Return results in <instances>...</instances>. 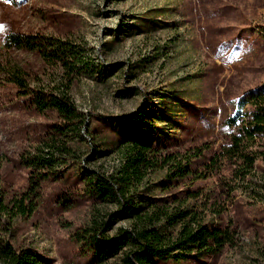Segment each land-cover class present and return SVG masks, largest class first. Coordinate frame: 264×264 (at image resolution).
<instances>
[{
  "label": "rangeland",
  "instance_id": "rangeland-1",
  "mask_svg": "<svg viewBox=\"0 0 264 264\" xmlns=\"http://www.w3.org/2000/svg\"><path fill=\"white\" fill-rule=\"evenodd\" d=\"M3 67L27 88L0 71V264L7 246L39 264H126L134 244L121 237L170 239L186 221L229 238L157 264H264V139L249 169L244 138L229 171L164 181L176 155L208 147L190 160L203 171L198 163L247 125L229 121L249 113L246 96L264 87V0H0ZM133 141L168 159L143 179L167 190L124 214L90 180L114 179L129 146L137 156ZM239 168L245 178L234 177ZM161 169L159 185L152 175ZM133 178L125 191L138 209L147 194L134 193L143 185ZM190 191L186 205L174 202ZM164 208L183 210L181 220L167 221Z\"/></svg>",
  "mask_w": 264,
  "mask_h": 264
},
{
  "label": "trees",
  "instance_id": "trees-1",
  "mask_svg": "<svg viewBox=\"0 0 264 264\" xmlns=\"http://www.w3.org/2000/svg\"><path fill=\"white\" fill-rule=\"evenodd\" d=\"M0 71L2 72V76H4L7 80L15 84L20 89L25 90L27 88V85L22 81L21 75L17 71H14L8 67H3L2 69H0ZM249 102L252 106V109L249 113H239L234 119H231L229 121L230 124H233L234 122H238V116H244L248 121L247 125L238 126L236 124L235 127L238 130V134H231V136L229 137V144H222L223 149L218 152L212 153V155H209L208 157L206 156L200 163H198V165H203V168L205 170L201 171L199 167L196 169H192V167H190V160L193 157H199L200 154L204 155V150H207L208 147L202 146L199 147V152H195L192 155H188V153L183 154L182 158L185 159L182 161H179L180 155L178 157L176 155L174 160L175 162L169 163L170 166L167 167L171 171H173L172 175L167 174L168 176L166 178H164V176L162 177V175L165 174V171L162 170V168L160 172L153 173V179L154 176H156V181H159V185L160 180H162L163 178L164 181L167 182L168 180L176 179L177 182L180 181L179 185L185 186V182H188V184L191 185L194 183V180L196 181L199 178H204L205 175L207 176V174H212L213 172H222L223 170L229 171V168L236 163L235 158L237 145L240 144L244 138H246L247 140L250 139L249 144L253 148L249 157H247V162H244L243 165V167H245L244 170L249 169L250 164H252L256 157H258L260 154V144L257 139H264V87L258 88L254 92H250V94L246 96L244 103ZM240 133L243 137L240 135ZM132 143L134 145H138V149L135 146V148L137 149V156L131 158L128 150L130 149L129 146V148H127L128 155H125V157L122 159V162L120 163L121 172H119L117 176L112 177L114 179L105 177L103 175L94 174L95 177H92V180H90L94 187V190H97V193L95 195H100L102 197H111L118 200L119 203L124 204V214L135 213L140 210L141 207H149V202L150 200H152V196H154L153 192H156L158 190H167L165 188H160L161 186L154 188L155 186L149 185L150 183L147 185L150 187H147L146 182L143 179L148 172L157 171L158 168L156 169V167L162 166V163L163 166H165L168 159L166 157L155 156L156 153L161 152L158 148H152L150 146H147L146 143H139L138 141H133ZM106 145L111 146L110 143H107ZM229 145L231 146L230 150L227 149ZM42 161L47 160L42 159ZM184 163L185 166H187L186 170L179 169L181 165H184ZM131 172L133 173V175L130 176ZM193 173H196V175L193 176ZM247 173L248 170L246 172L243 171L242 173L239 168L238 170H235V174L233 173V175L236 178H245ZM83 174L87 173L84 171ZM132 177H134L133 180H135L136 183H141L143 185L139 188L135 187L134 193L140 191L139 193H144V195L142 196H145L147 194V196H145L144 198L140 197L141 201L138 203V209H135V205H129L130 201H127L133 191H125L127 188V184L130 185V180L132 179ZM190 177L194 178L193 180H191V182L188 180ZM170 187L171 185L167 188L170 189ZM193 197H195V194L193 191H190L182 200L176 198V201L174 202L186 205V202L191 201ZM157 211L160 212L164 217H166L167 221L171 220L173 223L181 220V215H183L184 212L182 210L173 214H168L166 208H164L162 211ZM175 216H178L179 219L174 220ZM125 238H127V240H131V242H133L134 244V247H132L125 254L124 260L126 264H157L159 260H168L169 258L177 257L181 253L194 250L195 248L206 249L209 248L211 244L220 246L222 245L224 240L229 238V235L227 233L221 232L218 229L211 230L208 225L204 223H198L190 227L189 222L186 221L181 225V228L177 231L176 235L170 239H166L165 236L159 235L156 232H141L140 236H138L137 238L133 235H128L127 237H121V240H124ZM115 240L118 241L120 239ZM115 240L107 241L105 244H107L108 246H114L113 244ZM5 252L9 258L7 264H39L37 258L28 250L22 249L19 252H14L10 246H7Z\"/></svg>",
  "mask_w": 264,
  "mask_h": 264
}]
</instances>
